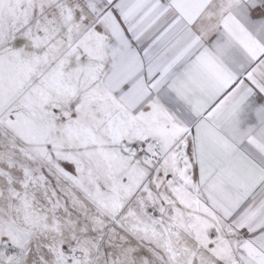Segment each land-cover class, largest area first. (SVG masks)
<instances>
[{"label":"snow or ice","instance_id":"6c2138e0","mask_svg":"<svg viewBox=\"0 0 264 264\" xmlns=\"http://www.w3.org/2000/svg\"><path fill=\"white\" fill-rule=\"evenodd\" d=\"M0 264H264V0H0Z\"/></svg>","mask_w":264,"mask_h":264}]
</instances>
